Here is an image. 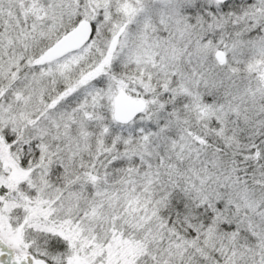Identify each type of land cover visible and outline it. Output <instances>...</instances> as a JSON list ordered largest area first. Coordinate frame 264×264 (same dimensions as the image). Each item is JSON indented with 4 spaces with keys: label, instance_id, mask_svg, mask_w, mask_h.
Returning <instances> with one entry per match:
<instances>
[{
    "label": "snow or ice",
    "instance_id": "1",
    "mask_svg": "<svg viewBox=\"0 0 264 264\" xmlns=\"http://www.w3.org/2000/svg\"><path fill=\"white\" fill-rule=\"evenodd\" d=\"M0 264H264V0H0Z\"/></svg>",
    "mask_w": 264,
    "mask_h": 264
}]
</instances>
